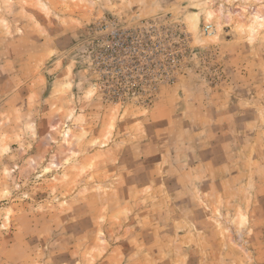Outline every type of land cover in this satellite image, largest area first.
<instances>
[{
	"label": "rangeland",
	"instance_id": "1",
	"mask_svg": "<svg viewBox=\"0 0 264 264\" xmlns=\"http://www.w3.org/2000/svg\"><path fill=\"white\" fill-rule=\"evenodd\" d=\"M0 264H264V0H0Z\"/></svg>",
	"mask_w": 264,
	"mask_h": 264
}]
</instances>
